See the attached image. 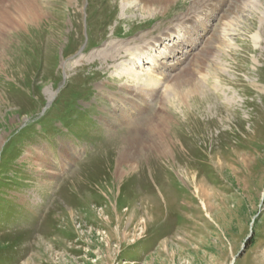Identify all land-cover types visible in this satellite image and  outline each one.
Listing matches in <instances>:
<instances>
[{
    "label": "rangeland",
    "instance_id": "374dc122",
    "mask_svg": "<svg viewBox=\"0 0 264 264\" xmlns=\"http://www.w3.org/2000/svg\"><path fill=\"white\" fill-rule=\"evenodd\" d=\"M37 3L42 19L0 36V264H264V0H171L150 15L131 0ZM190 18L195 49L178 48L175 71L164 61L153 110L120 103L143 87L121 76L131 56L107 49ZM160 97L173 155L116 177L129 130L113 115L147 120Z\"/></svg>",
    "mask_w": 264,
    "mask_h": 264
},
{
    "label": "bare ground",
    "instance_id": "6f19581e",
    "mask_svg": "<svg viewBox=\"0 0 264 264\" xmlns=\"http://www.w3.org/2000/svg\"><path fill=\"white\" fill-rule=\"evenodd\" d=\"M4 1L11 4L12 8L7 9L4 6L2 7ZM131 2L139 4L140 11L142 12V14L150 15L152 12H155L160 8H163L162 10H164L166 7L169 6L171 0H131ZM43 15L44 14L42 8L38 5L37 0H0V36L2 34H6L8 31L11 30H18L24 25L37 23L40 19H42ZM2 28H6L5 30L7 31L3 30ZM173 34V32L168 30L165 34H162L160 37L151 39L152 41L146 45L147 48L136 47L134 49H130L128 48L129 44H119L113 45L112 47H110V49H107V52L109 53V58L113 61H118L123 58L122 53L126 54L127 56H131L129 67L125 66V68L122 67V69L120 70L122 72L121 76H127V78H129V81L138 83V85L141 81V86L143 87V90L140 92V94L134 97H130L128 95L121 96L120 103H123V105L132 103L133 109H136V107H144L145 111L149 109L151 111L153 110L151 109V104L147 101L146 98H150L152 95H154L157 90L155 80L159 79L156 77H160L163 80L166 79L164 77L166 67H164L163 63L160 62L166 59L167 55L171 56V53L174 49L171 50L168 46H165L164 51L159 52L157 58L155 59L152 56L148 57V52L149 50L155 51V48L159 45L163 38H170L169 40L171 41ZM148 37L149 35H143L138 39V42H144ZM256 39H258V37H256ZM143 60L149 61L153 65L154 71L156 70V77H149L147 75L146 79H141V72L144 71L143 69H141V61ZM162 69L163 71H161ZM174 69L175 68H173L172 70ZM196 89L198 88L194 85L192 91L196 92ZM181 93H177L176 95L178 98H176L179 99L178 101L183 103L184 97ZM159 102V106L154 110L153 116H151L147 120H141L139 123H133L131 119H129V116L128 118L125 117L124 119H122L116 115H113L115 117V120L119 123H123V121L125 120L124 124L128 127L127 129L129 130V134H127L129 136L126 141V146L123 147V149L121 150L122 152L119 154L116 163V177L121 176V178H123L125 177V175L131 174V172L135 171V169L137 170L139 167V165H137L138 158L141 155H147L148 152H152L153 154H157L164 158L173 155V147H171V145L174 137L172 138L170 134L168 135V124L171 119V116L168 115V113L163 109V102L165 103V100L160 97ZM177 166L179 167V165ZM186 173L187 172H185V174ZM188 175L186 174L185 177L188 178ZM205 187L206 186H204L203 184L196 187V192L200 195L201 199L202 197L204 199L207 198V189ZM209 195L211 194L209 193ZM203 206L204 208L206 207L204 203Z\"/></svg>",
    "mask_w": 264,
    "mask_h": 264
},
{
    "label": "water",
    "instance_id": "95a60500",
    "mask_svg": "<svg viewBox=\"0 0 264 264\" xmlns=\"http://www.w3.org/2000/svg\"><path fill=\"white\" fill-rule=\"evenodd\" d=\"M234 262H235V259L232 260L231 264H234Z\"/></svg>",
    "mask_w": 264,
    "mask_h": 264
}]
</instances>
